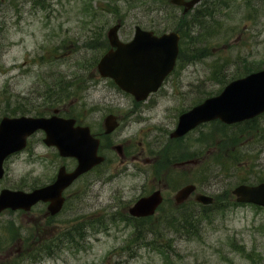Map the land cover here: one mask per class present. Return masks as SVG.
<instances>
[{"label": "rangeland", "instance_id": "rangeland-1", "mask_svg": "<svg viewBox=\"0 0 264 264\" xmlns=\"http://www.w3.org/2000/svg\"><path fill=\"white\" fill-rule=\"evenodd\" d=\"M166 2L0 0V118L59 109L102 132L103 118L113 113L120 124L104 144L125 140L139 149L149 141L163 143L181 113L219 94L231 80L264 68V1L216 6L217 0H202L191 15H210L201 26L186 18L191 32L180 42L175 70L154 95L135 104L97 73L108 49L106 31L120 22L119 38L126 42L135 26L157 34L175 30L180 11ZM54 91L66 98L50 105ZM218 124L191 133V153H147L148 167L129 159L119 164L116 153H104L106 162L69 187L64 209L49 223L35 210H4L0 264H264V209L238 204L231 194L239 184L264 181V114L247 124L252 129L242 123L218 132ZM42 138L36 133L4 163L0 191H30L51 183L60 166L75 167L74 159L59 157ZM187 157L191 164L175 165ZM164 158L170 172L162 192L166 202L150 220H130L127 208L157 185L150 172ZM189 182L216 203L201 208L191 198L172 210L174 192ZM181 212L199 219L195 234L165 223L166 216ZM68 231L71 237L61 236Z\"/></svg>", "mask_w": 264, "mask_h": 264}, {"label": "water", "instance_id": "water-1", "mask_svg": "<svg viewBox=\"0 0 264 264\" xmlns=\"http://www.w3.org/2000/svg\"><path fill=\"white\" fill-rule=\"evenodd\" d=\"M201 0H171L173 5L184 6V12L190 10ZM120 24L108 29L106 37L110 50L97 64L102 78L111 79L122 91L131 94L135 101H143L151 92L157 91L164 78L175 65L178 53L176 33L154 36L138 26L130 42H121L118 38ZM264 113V70L249 74L230 82L223 91L206 99L179 116L172 138H178L201 123L219 120L225 124H234L252 119ZM74 120H65L52 115L47 118L4 117L0 121V179L4 175L3 162L11 154L21 151L26 139L37 130L45 133L43 142L47 146H55L61 157L77 160V166L71 173L64 167L59 168L53 184L35 189L31 192L3 189L0 192V213L6 209L12 211L30 208L39 201L48 202L50 215L58 213L63 205L62 191L81 174L103 161L97 156L98 142L95 141L87 128L73 127ZM105 133H110L118 126L116 117L108 115L103 120ZM194 185L180 188L173 200L179 205L185 202L194 191ZM235 201L249 203L264 208V182L254 186L238 185L232 191ZM159 191L150 196L142 197L129 208L133 217H146L154 213L161 203ZM195 201L203 205H212L213 198L198 194Z\"/></svg>", "mask_w": 264, "mask_h": 264}, {"label": "flooded vegetation", "instance_id": "flooded-vegetation-1", "mask_svg": "<svg viewBox=\"0 0 264 264\" xmlns=\"http://www.w3.org/2000/svg\"><path fill=\"white\" fill-rule=\"evenodd\" d=\"M179 9L181 11L183 8L179 7ZM93 134L95 137H99V140H100L98 153H106V155H107V153H113V154L114 153H122L123 157L120 158V160L118 161L119 164H123L124 162H126L129 159L132 162H139L140 164H142L143 167H148V165L151 164L147 160V153H189L191 145H194L193 142H191L189 139L191 132L186 134L185 136H183L181 138H169L170 132H168L166 134V139L163 143H161L159 140L153 141V142L149 141V142L145 143L144 146H142L139 149L133 148L128 143V141H125V140H121V141L114 140V141H112L113 142L112 144H109V143L104 144L105 140H107L109 135H107V137L104 135V137H106V138H101L103 136V135H100L101 132H97V133H93ZM128 153H133V154L128 157V156H126V154H128ZM166 171L168 173H170L168 168H166ZM159 173H160V175H158ZM150 174L156 180L157 185L154 186L153 188H151L149 191H146L143 196H147L148 194H150L151 192H153L155 190H160L161 192H163V190H165V188L167 189L166 183L163 181L164 172L162 169L157 170L156 172L151 171ZM157 176H160L159 180L156 179ZM146 177H147V175H146ZM67 191L68 190H66L64 192L65 201H66L67 197L69 196V195H67ZM194 193H197V192H194ZM194 193L191 195V197L194 196ZM190 199L191 198H189L188 201H190ZM163 200H164V202H163V204H164L166 202V199L163 198ZM172 204H173V202H172ZM46 207H47V204L39 203L35 206L34 210L35 211L38 210L37 214L40 215L43 219L48 220V219H50V217L47 215ZM178 207L179 206L173 204L172 210L177 211ZM158 209H157V211H158ZM157 211H156V213H157ZM172 213H174V212H172ZM176 215H178V213Z\"/></svg>", "mask_w": 264, "mask_h": 264}, {"label": "trees", "instance_id": "trees-1", "mask_svg": "<svg viewBox=\"0 0 264 264\" xmlns=\"http://www.w3.org/2000/svg\"><path fill=\"white\" fill-rule=\"evenodd\" d=\"M228 0H217L216 2V6H223L224 4L227 3ZM264 1V0H263ZM207 14V15H206ZM210 15V12L209 11H204V13L200 16H198V21H199V24L197 25H200L201 26V19L202 18H205L206 16ZM188 27V22H184V21H181L180 23V31L182 32V37H187L186 35V32L185 30L187 29ZM182 49H181V53H180V56L182 54ZM248 73V72H247ZM57 91V90H56ZM54 91V93L56 92ZM51 92V90H50ZM60 92V91H58ZM66 97L65 96H57V92L51 96L49 98V101L48 103L50 105H55V104H59L61 103V101H63ZM253 122V121H251ZM250 123V122H247L245 123V128L247 129H252V127H249L247 126V124ZM221 127L219 128V131H220ZM240 132H242V129H240ZM199 221V219L197 218H192V216L188 213H180V219L176 218V217H171L170 219H166V223L171 226V227H175L176 224H180L179 228L181 230H184L186 233H189V234H195L196 233V230H197V226H196V223Z\"/></svg>", "mask_w": 264, "mask_h": 264}]
</instances>
